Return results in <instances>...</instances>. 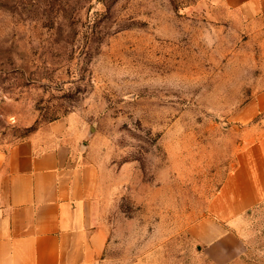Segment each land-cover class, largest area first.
<instances>
[{
  "label": "rangeland",
  "instance_id": "374dc122",
  "mask_svg": "<svg viewBox=\"0 0 264 264\" xmlns=\"http://www.w3.org/2000/svg\"><path fill=\"white\" fill-rule=\"evenodd\" d=\"M214 1L0 0V149L39 129L96 168L92 264H264V200L190 230L264 157V29Z\"/></svg>",
  "mask_w": 264,
  "mask_h": 264
},
{
  "label": "crops",
  "instance_id": "0c3cea01",
  "mask_svg": "<svg viewBox=\"0 0 264 264\" xmlns=\"http://www.w3.org/2000/svg\"><path fill=\"white\" fill-rule=\"evenodd\" d=\"M214 2L229 11L259 15L264 29V0ZM38 130L0 149V264H92L101 249L88 210L97 170L79 165L58 141L34 143ZM247 151L238 155L227 182L209 200L207 215L216 218L205 216L190 227L207 246L205 238L215 237V244L232 235L234 217L264 200L263 154Z\"/></svg>",
  "mask_w": 264,
  "mask_h": 264
}]
</instances>
